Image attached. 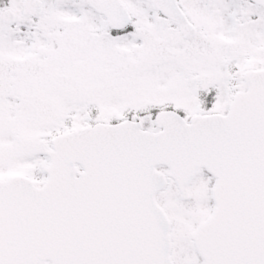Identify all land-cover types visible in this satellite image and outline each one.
<instances>
[{"label":"snow or ice","instance_id":"6c2138e0","mask_svg":"<svg viewBox=\"0 0 264 264\" xmlns=\"http://www.w3.org/2000/svg\"><path fill=\"white\" fill-rule=\"evenodd\" d=\"M0 264H264V0H0Z\"/></svg>","mask_w":264,"mask_h":264}]
</instances>
